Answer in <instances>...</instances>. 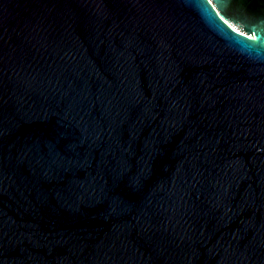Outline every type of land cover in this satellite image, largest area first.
<instances>
[{"label":"water","instance_id":"95a60500","mask_svg":"<svg viewBox=\"0 0 264 264\" xmlns=\"http://www.w3.org/2000/svg\"><path fill=\"white\" fill-rule=\"evenodd\" d=\"M0 264H264V1L0 0Z\"/></svg>","mask_w":264,"mask_h":264},{"label":"rangeland","instance_id":"374dc122","mask_svg":"<svg viewBox=\"0 0 264 264\" xmlns=\"http://www.w3.org/2000/svg\"><path fill=\"white\" fill-rule=\"evenodd\" d=\"M226 21V20H225ZM228 23V25H230L231 27H233L228 21H226ZM234 28V27H233ZM239 31V30H238ZM241 32V31H240ZM243 33V32H242Z\"/></svg>","mask_w":264,"mask_h":264},{"label":"flooded vegetation","instance_id":"af4514ba","mask_svg":"<svg viewBox=\"0 0 264 264\" xmlns=\"http://www.w3.org/2000/svg\"><path fill=\"white\" fill-rule=\"evenodd\" d=\"M255 1H260V0H255ZM264 1V0H263Z\"/></svg>","mask_w":264,"mask_h":264},{"label":"bare ground","instance_id":"6f19581e","mask_svg":"<svg viewBox=\"0 0 264 264\" xmlns=\"http://www.w3.org/2000/svg\"><path fill=\"white\" fill-rule=\"evenodd\" d=\"M235 29V28H234ZM235 30H237V29H235Z\"/></svg>","mask_w":264,"mask_h":264}]
</instances>
